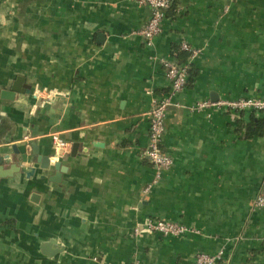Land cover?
I'll return each mask as SVG.
<instances>
[{"label": "crops", "instance_id": "crops-1", "mask_svg": "<svg viewBox=\"0 0 264 264\" xmlns=\"http://www.w3.org/2000/svg\"><path fill=\"white\" fill-rule=\"evenodd\" d=\"M150 15L138 0H0V93L17 76L31 87L0 97V152L15 161V144L28 167L35 144L51 164L0 178V264H188L219 250L218 264H264V207L253 205L264 136L237 129L264 112L215 104L264 96V0H171L148 43ZM182 43L199 52L166 109L172 165L155 178L149 111L169 89L164 60L189 58ZM56 160L60 182L49 179ZM148 216L198 232H150L138 226ZM50 239L53 256L41 250Z\"/></svg>", "mask_w": 264, "mask_h": 264}, {"label": "built area", "instance_id": "built-area-1", "mask_svg": "<svg viewBox=\"0 0 264 264\" xmlns=\"http://www.w3.org/2000/svg\"><path fill=\"white\" fill-rule=\"evenodd\" d=\"M138 1L141 4L148 5L151 9V15L148 22L139 30V33L147 39L148 43H150V40L161 30L160 23L165 16L166 11L171 6V0ZM181 49L189 53L188 60L182 63H177L172 59L164 60L166 77L169 81V89L164 95L153 100L152 107L149 111L148 142L144 149V156L155 168V178H159L161 171L172 165V158L161 148L162 137L165 129L164 121L166 117V109L173 105L174 96L185 87L189 61L199 52V50L192 49L185 43H182ZM215 104L223 107L225 111H228V113L233 115H237L245 111H250L251 113H256L257 115L264 112V96H249L234 100H221ZM199 105L202 107L206 104L203 102L199 103ZM51 139L55 151V157L63 156L68 152V143L59 139V137L55 134L52 135ZM253 205L255 207H264V192L258 193L255 196ZM138 226L163 236H183L188 233L198 232V230L188 225L170 222L151 216L145 217ZM261 251L264 254V235L262 237ZM222 254L223 252L221 250L214 254L197 252L192 261L188 264H218L223 260ZM132 264H137V262L135 261Z\"/></svg>", "mask_w": 264, "mask_h": 264}, {"label": "water", "instance_id": "water-1", "mask_svg": "<svg viewBox=\"0 0 264 264\" xmlns=\"http://www.w3.org/2000/svg\"><path fill=\"white\" fill-rule=\"evenodd\" d=\"M30 85L26 83L25 78L17 76L13 81L9 89L2 90L0 97L7 100H13L16 93H29ZM54 98H52L53 100ZM212 100L213 99L212 97ZM9 140V139H8ZM9 143V142H7ZM9 148L12 153L15 154L16 160H13L12 155L9 152H0V178L13 176L14 173L19 171L24 172L27 176L31 175L36 168L49 169L50 167V157L49 155H41L38 153L37 146L31 144V156L34 158L35 162L30 163V166L25 167L26 156L23 154L15 144H9ZM76 145H74L73 150H75ZM52 167L55 170L53 176L49 177L51 181L60 182L62 173L66 172V167L62 165L61 161L56 160L52 163ZM42 252L47 256H53L57 253L60 248L55 243L54 239H50L41 247Z\"/></svg>", "mask_w": 264, "mask_h": 264}, {"label": "trees", "instance_id": "trees-1", "mask_svg": "<svg viewBox=\"0 0 264 264\" xmlns=\"http://www.w3.org/2000/svg\"><path fill=\"white\" fill-rule=\"evenodd\" d=\"M189 72L190 70L188 64L187 81H188ZM237 127H238L237 128L238 131L242 130L245 138L264 136V116L256 118L253 115H251L247 123H242L241 121H239Z\"/></svg>", "mask_w": 264, "mask_h": 264}]
</instances>
